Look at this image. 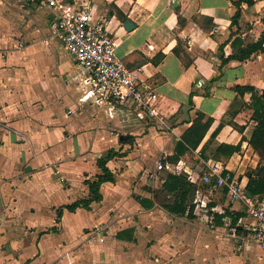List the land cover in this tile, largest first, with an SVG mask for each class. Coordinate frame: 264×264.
Masks as SVG:
<instances>
[{"label":"crops","instance_id":"0c3cea01","mask_svg":"<svg viewBox=\"0 0 264 264\" xmlns=\"http://www.w3.org/2000/svg\"><path fill=\"white\" fill-rule=\"evenodd\" d=\"M74 1L90 4L93 21L113 35L117 56L154 86L169 129L97 102L57 36L54 9L0 0V264H264V249L249 247L243 227L253 221L250 206L263 198L247 186L264 163L248 142L256 125L252 93L241 97L235 89L264 91V53L224 65L221 59L232 54L236 37L258 40L262 23L245 26L258 20L263 3L243 4L235 27L231 0ZM200 17L212 18L214 27L205 31ZM200 114L213 123L199 149L166 161ZM120 135L134 139L122 143ZM220 144L241 149L215 159ZM110 151L114 182L101 185L102 200L65 209L90 199L86 181L103 174L98 161ZM159 162L170 167L158 170ZM213 169L230 173L246 198L231 200L206 183ZM168 173L186 174L195 185L192 217L166 209L173 202L163 191ZM215 215L224 216L221 225ZM236 218L241 231L226 235Z\"/></svg>","mask_w":264,"mask_h":264},{"label":"built area","instance_id":"2783aa9c","mask_svg":"<svg viewBox=\"0 0 264 264\" xmlns=\"http://www.w3.org/2000/svg\"><path fill=\"white\" fill-rule=\"evenodd\" d=\"M38 7L56 11L55 28L57 36L76 64L87 75L85 82L97 94V102L115 103L133 112L142 120H152L163 130L169 129L167 122L159 117L160 97L154 86L142 80L137 71L129 69L116 54L113 35L103 21H93L91 6L64 0H31ZM159 162L158 170L169 168ZM203 180L227 191L231 200L244 199V188L237 184L230 173L210 171ZM248 215L253 219L244 224L252 245L264 249V196L250 206ZM234 235L237 229H232Z\"/></svg>","mask_w":264,"mask_h":264},{"label":"trees","instance_id":"16d2710c","mask_svg":"<svg viewBox=\"0 0 264 264\" xmlns=\"http://www.w3.org/2000/svg\"><path fill=\"white\" fill-rule=\"evenodd\" d=\"M65 2L72 3L74 0H64ZM233 5L236 7L237 11L232 17L231 25H238V21L241 17L242 4H252L251 0H231ZM203 18V29L205 31H210L214 27L213 19L210 17H201ZM237 33H234L235 36ZM233 52L228 57L222 56V63L227 64L232 60L245 61L250 59L256 53H264V36L249 44H245L243 39L236 37L232 42ZM222 48V46H221ZM164 54H159L154 60L155 63L161 61L164 58ZM238 94L243 97L246 93H252L250 108L253 110L252 119L255 121L256 125L253 128L250 138L248 140L249 144L255 150V152L261 157L264 163V91L260 94L255 92V88L251 86H236L235 87ZM194 92H191L189 104L194 106ZM213 120L208 118L205 120V116L200 114L198 119L191 125L190 128L182 135L181 139L175 147V152L172 156L166 158V161L170 163H178L188 151H197L200 145L203 143V140L209 130L211 129ZM223 127V124H220L212 134L211 139L215 138L220 132V129ZM208 144H204L200 150V155L207 159L206 150ZM241 149L239 146H233L229 144H220L218 145L213 152L215 159L220 158L221 156L229 157L234 153L238 152ZM116 155L115 152L110 151L109 155L106 158H100L98 164L103 171V174L97 175L94 180H87L86 184L89 186V191L91 194L90 199H83L72 204L64 206L65 209L74 212L77 208L89 207L92 202H100L102 200V195L100 193V188L103 183L114 182L113 173L106 167V164ZM248 191L252 195L264 196V164L263 167L255 174L249 181L247 186ZM196 187L191 183L186 174H173L168 173L164 184L163 191L172 195L173 202L172 204L166 205V209L174 215L192 217L194 206L191 205L190 200L193 199ZM62 209L59 211V217L62 214ZM223 215H215V220L217 225H221ZM238 219H233V227L237 231H241L239 226H236Z\"/></svg>","mask_w":264,"mask_h":264},{"label":"rangeland","instance_id":"374dc122","mask_svg":"<svg viewBox=\"0 0 264 264\" xmlns=\"http://www.w3.org/2000/svg\"><path fill=\"white\" fill-rule=\"evenodd\" d=\"M252 1V4H247V3H243V4H247L249 7H251V6H253L256 2H262L263 3V7L259 10L260 11V13H259V18H258V20L256 21H253V23H250V21H247L248 23L246 24V26L245 27H247V28H249V30L250 29H253L254 27H255V24H257L258 23V21H260L261 23H262V25H263V31H260V35H259V37H258V40L259 39H261L263 36H264V0H251ZM242 4V5H243ZM240 19H241V17H240ZM199 21H202V18L200 17L199 18ZM239 22H240V20L238 21V24H239ZM259 25V24H258ZM233 26H235L236 27V25H233ZM121 109H125V108H123V107H120ZM126 110V109H125ZM251 221V220H250ZM248 223H250V222H248ZM225 234L226 235H228V236H230V235H234V233H233V231L232 230H230V228H228L227 230H225ZM259 255L263 258L264 257V251H260L259 252ZM247 262H251V263H253L251 260L250 261H247ZM255 262V261H254Z\"/></svg>","mask_w":264,"mask_h":264},{"label":"water","instance_id":"95a60500","mask_svg":"<svg viewBox=\"0 0 264 264\" xmlns=\"http://www.w3.org/2000/svg\"><path fill=\"white\" fill-rule=\"evenodd\" d=\"M134 138L129 135H120V141L122 143H127L129 141H132ZM108 156V152L102 155V158H106Z\"/></svg>","mask_w":264,"mask_h":264}]
</instances>
